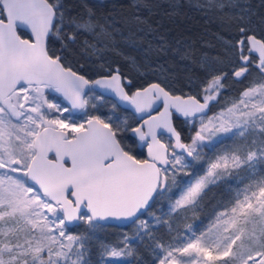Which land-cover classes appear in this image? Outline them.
I'll list each match as a JSON object with an SVG mask.
<instances>
[{"label":"snow or ice","instance_id":"6c2138e0","mask_svg":"<svg viewBox=\"0 0 264 264\" xmlns=\"http://www.w3.org/2000/svg\"><path fill=\"white\" fill-rule=\"evenodd\" d=\"M93 17L90 9L72 15L65 0H0V264H89L88 239L74 231L81 223L89 232L137 226L134 237L104 248L100 264H144L133 240L148 243L154 264H264V19L238 25L221 66H206L195 90L190 81L177 94L159 82L137 86L118 65L94 78L67 63L78 34H108ZM232 77H254L241 100L246 110L233 104L210 116ZM104 92L124 105V123L90 102ZM241 173L245 186L214 206L205 229L190 224L165 238L145 219L164 198L166 212L195 211L212 186Z\"/></svg>","mask_w":264,"mask_h":264},{"label":"rangeland","instance_id":"374dc122","mask_svg":"<svg viewBox=\"0 0 264 264\" xmlns=\"http://www.w3.org/2000/svg\"><path fill=\"white\" fill-rule=\"evenodd\" d=\"M224 2L227 4L228 0ZM233 2L235 7L209 10L206 7L197 6L205 4L206 0H132L136 11L133 17L123 15L119 17L113 13L101 16L94 14L93 20H99L105 24L108 34L97 33L95 36L84 34L81 41L82 55L87 66L99 75L104 68L118 61L128 67L127 78L132 81L150 77L165 84L172 91L187 89L191 81L195 90V86L206 76V66H221L219 61L227 56L228 43L238 35V25L246 23L248 19H251L255 25L264 19V0H233ZM242 9H247L244 20L240 19ZM83 10L79 13L85 14L89 11ZM185 11L194 17V23L202 28L200 34L194 36L195 39L183 37L179 33L174 34L168 30L162 33L159 27L154 25V23L161 24L163 17L175 20ZM86 39L96 45V51L85 46ZM145 84L146 82H143L142 85ZM250 86H255L254 77L244 79L242 82H235L234 77L230 78L223 94L219 96V103L212 107L209 115L219 113L222 108L232 107L233 104L238 105L241 110H246L241 100L248 99L243 97V92ZM90 102L95 104L99 111L110 115L116 123L127 120L126 115L115 109V102L110 98L102 96L97 99L93 94ZM248 107H251V103ZM72 115L79 118L81 113ZM182 127L186 137H190L192 133L188 126L182 124ZM251 139L252 137L249 136V143ZM241 141L242 138H237L235 141L225 140L223 143H218L207 153V156L211 159L215 154L223 153L225 149L230 148L233 143H241ZM199 163V161L195 162L193 167H198ZM259 167L264 166H258V170ZM246 175L247 173H241L240 176H225L218 182V186L210 188L204 201L195 211L189 209L185 213V210L180 209L177 212H166L169 202L164 198L155 202L145 213V219L150 222L149 226L156 230L155 235L165 238L175 237L177 232L183 236L190 224H194L197 230L205 229L213 218L214 206L218 202L235 196L237 189L245 186ZM178 178L189 179L183 174H178ZM162 205L165 210H162ZM159 217H164L163 221L159 220ZM74 231L88 239L85 259L89 261V264H100L104 248L111 249L113 246L120 245L124 236L134 237L137 226L116 229L100 227L89 232L88 226L81 223ZM209 235L214 236L215 233L210 232ZM130 247L144 261V264H154L153 252L149 249L147 242L138 243L133 240Z\"/></svg>","mask_w":264,"mask_h":264},{"label":"trees","instance_id":"16d2710c","mask_svg":"<svg viewBox=\"0 0 264 264\" xmlns=\"http://www.w3.org/2000/svg\"><path fill=\"white\" fill-rule=\"evenodd\" d=\"M69 11L72 15H81L79 11H82L83 9L91 10L95 15L101 16L103 14H116L117 16L121 17L122 15L124 17H133L136 15L135 7L133 6L132 0H65ZM84 11V10H83ZM85 12V11H84ZM169 16V15H167ZM182 19H181V18ZM179 18V19H177ZM175 20L169 19L168 17H163L161 18V24L154 23L157 27H159V31L162 33H166L165 31H170L173 32L174 34H180L183 37H190L192 39H195L194 36L199 35L201 32V27L199 24L194 23V17L189 15L186 11L179 16H177ZM185 18V20H183ZM83 35L78 34L77 41L74 45H71L70 51L67 53L69 60L66 61L67 63H75V67L79 68L81 65L84 66L87 71L85 72V75L88 76H93L94 78L100 76L99 74L95 73L93 70H91L84 59V56L82 55L83 52V47H82V37ZM178 36V35H177ZM119 66L120 71L123 73L125 77L129 74L128 67L124 65L121 62L116 61V63L112 64L111 67L113 69L116 68V66ZM196 74V73H195ZM143 79V78H142ZM137 86H143V82L147 85L150 82H158L156 79L148 77L147 79L143 80H135L133 81ZM144 85V86H145ZM163 86H166L165 84L162 83ZM167 87V86H166ZM168 88V87H167ZM168 90L172 91L171 89L168 88ZM182 89H178L174 92L177 94L180 93ZM115 104V109L118 112L124 113L121 111L122 108H120L116 103ZM127 117V115H126ZM128 119V117H127ZM114 123L116 121L112 119ZM126 121V120H125ZM124 123V122H123ZM177 127L180 128L183 131V135L186 137V134L184 132V129L182 127V124H177ZM187 138V137H186ZM139 145L137 148L139 149ZM143 153L145 155V150L143 149ZM109 228L116 229L117 227L115 226H110Z\"/></svg>","mask_w":264,"mask_h":264},{"label":"water","instance_id":"95a60500","mask_svg":"<svg viewBox=\"0 0 264 264\" xmlns=\"http://www.w3.org/2000/svg\"><path fill=\"white\" fill-rule=\"evenodd\" d=\"M96 78H99V76L96 77ZM97 91L100 92L102 90H99L98 89ZM102 96L112 99L120 108H123L124 107V105L118 99H116L115 97H113L110 93L104 92ZM74 113H78V112H74ZM144 150H145V156H146L147 150H146V148ZM101 223L103 224V222H101ZM109 223L112 224L113 222L110 221ZM115 227L122 228V227H125V226L116 225Z\"/></svg>","mask_w":264,"mask_h":264}]
</instances>
